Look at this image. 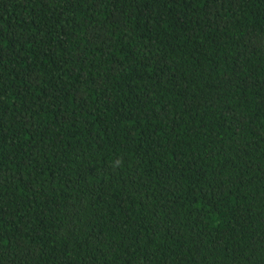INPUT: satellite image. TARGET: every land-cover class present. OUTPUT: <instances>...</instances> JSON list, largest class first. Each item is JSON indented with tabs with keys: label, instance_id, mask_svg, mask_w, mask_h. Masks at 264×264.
<instances>
[{
	"label": "trees",
	"instance_id": "1",
	"mask_svg": "<svg viewBox=\"0 0 264 264\" xmlns=\"http://www.w3.org/2000/svg\"><path fill=\"white\" fill-rule=\"evenodd\" d=\"M0 264H264V0H0Z\"/></svg>",
	"mask_w": 264,
	"mask_h": 264
}]
</instances>
